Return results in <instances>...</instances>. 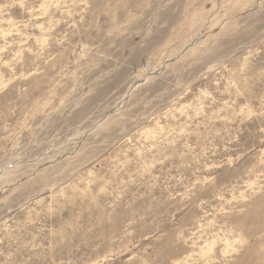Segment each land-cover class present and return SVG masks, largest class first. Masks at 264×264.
Instances as JSON below:
<instances>
[{
    "label": "rangeland",
    "instance_id": "rangeland-1",
    "mask_svg": "<svg viewBox=\"0 0 264 264\" xmlns=\"http://www.w3.org/2000/svg\"><path fill=\"white\" fill-rule=\"evenodd\" d=\"M0 264H264V0H0Z\"/></svg>",
    "mask_w": 264,
    "mask_h": 264
}]
</instances>
